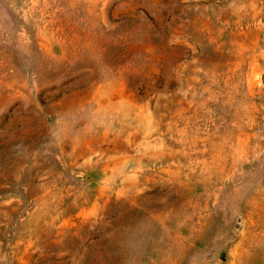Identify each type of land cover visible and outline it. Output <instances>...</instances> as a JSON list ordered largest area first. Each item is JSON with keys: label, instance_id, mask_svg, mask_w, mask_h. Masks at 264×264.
<instances>
[{"label": "rangeland", "instance_id": "1", "mask_svg": "<svg viewBox=\"0 0 264 264\" xmlns=\"http://www.w3.org/2000/svg\"><path fill=\"white\" fill-rule=\"evenodd\" d=\"M0 264H264V0H0Z\"/></svg>", "mask_w": 264, "mask_h": 264}]
</instances>
